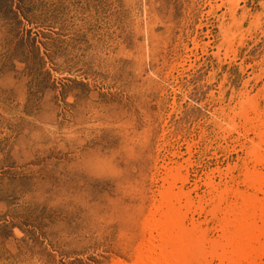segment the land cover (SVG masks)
<instances>
[{"label":"rangeland","instance_id":"1","mask_svg":"<svg viewBox=\"0 0 264 264\" xmlns=\"http://www.w3.org/2000/svg\"><path fill=\"white\" fill-rule=\"evenodd\" d=\"M263 109L264 0H0V264H143L167 162L205 244Z\"/></svg>","mask_w":264,"mask_h":264},{"label":"bare ground","instance_id":"2","mask_svg":"<svg viewBox=\"0 0 264 264\" xmlns=\"http://www.w3.org/2000/svg\"><path fill=\"white\" fill-rule=\"evenodd\" d=\"M257 113L258 118L255 120L258 124L255 128L260 125L264 128L262 120L264 112ZM256 136L259 138L258 141L251 140L253 143L251 148L247 146V153L257 160V166H262L258 153H261L259 148L264 145V132L262 130L256 132ZM188 148L187 151L190 153V146ZM169 164L170 162H167L159 166V169H165L166 172L164 177L158 178L161 185L158 187V196L152 200L153 214L149 220L150 225L145 228L148 237L145 249L141 252L143 264H212L213 261H216V264H264V174H260L262 167L255 166L257 170L255 169L254 174L252 171V174L256 175L252 176L253 178L241 176L243 166L240 167L239 174L242 180L234 177L233 182L231 181L233 184L237 183L236 188L231 189L227 186V181L223 182L227 189V197H219L216 200L213 236L204 244L201 239L203 223L196 222L195 215H203L205 208L198 213L195 209V200L191 196L198 186L195 184L193 188H186L185 184L188 183L186 173H182L186 176L182 179L178 177L179 175H173L174 171H171ZM190 164L188 162L185 167L177 164L176 169L187 170ZM236 167L235 163L227 167L225 172L219 168L217 172L219 175L227 176V173L233 172ZM212 180L213 176L207 174L203 184L208 189H215ZM178 182L181 184L178 185ZM239 185L243 187L240 188ZM196 202L198 205H205L202 197L197 196ZM223 202L225 206L221 208ZM219 213L222 215L221 218L217 216Z\"/></svg>","mask_w":264,"mask_h":264}]
</instances>
